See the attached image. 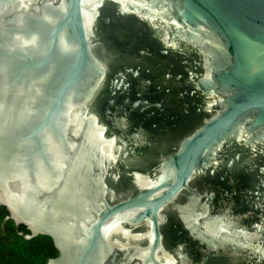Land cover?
I'll use <instances>...</instances> for the list:
<instances>
[{
    "label": "water",
    "instance_id": "water-1",
    "mask_svg": "<svg viewBox=\"0 0 264 264\" xmlns=\"http://www.w3.org/2000/svg\"><path fill=\"white\" fill-rule=\"evenodd\" d=\"M0 204L46 264H264V0H0Z\"/></svg>",
    "mask_w": 264,
    "mask_h": 264
},
{
    "label": "trees",
    "instance_id": "trees-1",
    "mask_svg": "<svg viewBox=\"0 0 264 264\" xmlns=\"http://www.w3.org/2000/svg\"><path fill=\"white\" fill-rule=\"evenodd\" d=\"M55 255L48 236L30 235L22 224L15 227L6 208L0 204V264H46V260Z\"/></svg>",
    "mask_w": 264,
    "mask_h": 264
}]
</instances>
